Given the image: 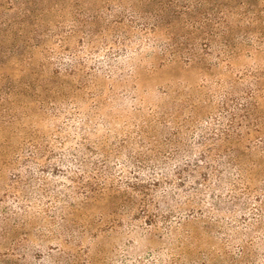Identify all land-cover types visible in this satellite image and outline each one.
<instances>
[{
	"label": "rangeland",
	"instance_id": "1",
	"mask_svg": "<svg viewBox=\"0 0 264 264\" xmlns=\"http://www.w3.org/2000/svg\"><path fill=\"white\" fill-rule=\"evenodd\" d=\"M218 1L246 13L242 29L255 35L264 30V0ZM207 8L200 0H0V92L14 90L0 103V142L21 147L34 129L40 146L33 158L0 150V264H264V207L253 194L237 207L227 203L232 200L227 180L210 190H194L197 183L159 187L149 203L158 216L148 224L137 207L141 193L126 186L138 173L144 185L153 181L129 161L130 149L141 152L142 139L131 137L148 107L174 112L175 121L184 123L190 112L177 99L195 96L200 126L212 108L213 75L180 61L157 67L154 53L160 46H138L135 39L144 42L145 36L140 28L155 23V47L169 31H189ZM118 54L119 66L108 71L104 63ZM253 62L264 58L242 57L238 64ZM25 85L39 96L15 95ZM167 85L168 94L162 95ZM177 89L183 95L175 101ZM46 93L66 109L61 119L52 118L47 103L40 104ZM78 113L89 117L92 132L78 119L70 121ZM62 123L71 125L66 143L57 135ZM83 142L92 157L84 170L58 162L59 153L72 157ZM104 156L109 173L100 168ZM26 164L33 166L30 172ZM251 177L264 196L261 174L256 170ZM95 183L103 194L86 199L83 186L97 188ZM212 195L226 203L214 205Z\"/></svg>",
	"mask_w": 264,
	"mask_h": 264
},
{
	"label": "trees",
	"instance_id": "2",
	"mask_svg": "<svg viewBox=\"0 0 264 264\" xmlns=\"http://www.w3.org/2000/svg\"><path fill=\"white\" fill-rule=\"evenodd\" d=\"M206 1L208 8L200 19H195L191 23L189 31L180 32L179 35H171L169 31L166 39L153 47L156 40L154 34L156 25L152 23L149 28V24L145 23L140 28L145 35L144 42H137L135 39L138 46L143 45L142 48L157 49L160 46L159 50L154 53V57L159 59L157 67L180 61L187 67H197L213 75L212 82H209L211 90L208 100L212 108H210L204 126H200L201 119L198 117L200 111L197 114L194 113L196 97L185 95L177 99V94L183 95L179 92L180 89H177L174 91L177 105L181 103L182 108L189 109L190 112L184 123H177L179 122L177 118L175 121L176 113L160 112L158 106H155L152 109L147 108V117L141 119L134 130L135 135L131 138L139 137L138 140L142 139L143 144H141L142 149L139 153L134 154L135 148L130 149L129 161L132 165H136L138 172H149L153 181L151 184L144 185L145 181L138 173L135 181H128L126 186L132 192L141 193L143 198L137 207L140 206V214L145 216V222L148 224L155 222L158 216L149 209L150 201L155 199L153 191L159 187L164 191L167 185L183 188L190 183H197L194 190H210L217 189L222 181L227 180L232 199L227 201L228 204L231 203L230 205L237 207L241 203L247 204L249 195L253 194L259 208L264 207V196L257 193L251 181L252 174L257 170L261 174L259 179L263 183L261 188L264 190V63L253 62L243 67L238 64L242 57L252 59L261 56L264 58V30L258 31L255 35L250 29H242L240 23L246 16L245 12L240 13L232 8H225L226 4L218 0H200V5ZM131 17V21L134 22L135 16L132 14ZM198 26H203V29L198 30ZM138 50L136 49L135 52L142 54ZM122 54H128V52ZM122 54L111 57L110 61L104 63L108 71H115ZM217 71L221 74L220 77H216ZM54 74L58 76L59 71L55 70ZM65 74L70 75V72ZM128 76H131V73ZM179 85L178 83L177 86L180 87ZM12 88L0 92V103L7 99L6 94H13ZM23 88V92L15 95L25 97L31 92L33 97L39 96L36 90L30 91V86L25 85ZM169 89L167 85L161 94L167 95ZM125 93L130 94V91H125ZM46 94L40 99V104L47 103L48 108L53 110L52 118L61 119L67 114L66 109L62 106L56 107V103L50 101L49 94ZM175 106L176 104H173L174 109L171 111H175ZM183 109L180 110L183 112ZM3 110L0 105V111ZM88 118L78 113V115L73 114L70 121L78 119L82 125L89 126L87 128L92 132L94 125L89 124L91 121ZM169 124L175 130L173 128L171 130ZM70 126L68 123L59 124L57 135L60 143L70 141L69 133H67ZM34 132L32 129L28 139L22 141L24 144L27 143L26 145L16 148L12 147L8 141H2L0 150L9 151L15 157L33 158L36 153L40 152V146L34 141ZM195 133L198 139L193 141ZM82 148L90 149V145L83 142L72 157L62 151L56 158L65 166H78L84 170L92 157L88 153L90 150L86 153ZM195 152L198 153L196 157V154H192ZM32 167L26 164L24 168L30 172L29 168ZM100 168L104 173L110 172L108 157L104 156L101 159ZM156 170L162 172L160 178L157 177ZM233 175L235 176L231 178ZM172 177H175V180ZM71 181L77 183L73 179ZM95 184L97 188L90 185L83 186L81 193L86 199L92 198L93 195L103 194L104 191L100 189L99 183ZM139 186L142 189H138ZM114 188L117 190L118 186ZM209 198L216 206H219L220 202L226 203V200L217 195ZM233 210H235L234 207ZM259 216L263 215L259 214Z\"/></svg>",
	"mask_w": 264,
	"mask_h": 264
}]
</instances>
